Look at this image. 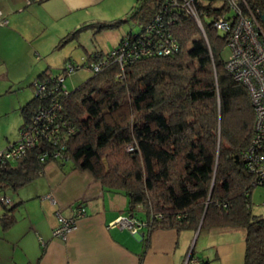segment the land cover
Here are the masks:
<instances>
[{"label":"trees","instance_id":"trees-1","mask_svg":"<svg viewBox=\"0 0 264 264\" xmlns=\"http://www.w3.org/2000/svg\"><path fill=\"white\" fill-rule=\"evenodd\" d=\"M167 1L136 0L126 16L83 23L64 34L58 46L84 29L97 32L134 18L139 30L122 34L114 48L124 42L128 48L161 47L169 38L175 47L138 56L122 68L112 63L72 90L63 84L71 58L60 73H39L20 107L19 133L30 127L32 142L19 156L0 159V195L10 199L0 203L6 208L0 220L4 228L15 221L6 190L32 182L54 161L124 194V211H142L150 229L243 227L244 264H264V217L251 214L255 185L243 159L254 111L246 86L221 55L227 37L214 19L222 3L193 0L205 38L191 14ZM247 3L264 26V0ZM157 14L161 26L145 35ZM107 52H88L75 69ZM55 101L60 106L53 108Z\"/></svg>","mask_w":264,"mask_h":264},{"label":"crops","instance_id":"crops-1","mask_svg":"<svg viewBox=\"0 0 264 264\" xmlns=\"http://www.w3.org/2000/svg\"><path fill=\"white\" fill-rule=\"evenodd\" d=\"M135 1L0 0L5 18L0 23L3 64L8 71L24 72L17 85L32 88L31 82L44 69L60 73L71 58L65 55L60 66L53 60L64 34L83 23L126 16ZM5 44L14 45L5 49ZM94 51L103 50L90 52ZM45 168L30 182L34 184L12 190L13 196L10 188L6 190L15 221L4 228L0 220V264H183L188 255L197 264H244L245 232L239 227L150 229L144 215L124 211L128 207L124 194L106 190L90 173L61 164ZM78 202L85 214L76 228L66 239L52 236L56 212L70 216ZM5 209L0 208V216ZM120 216L134 219L137 230L118 223Z\"/></svg>","mask_w":264,"mask_h":264},{"label":"built area","instance_id":"built-area-1","mask_svg":"<svg viewBox=\"0 0 264 264\" xmlns=\"http://www.w3.org/2000/svg\"><path fill=\"white\" fill-rule=\"evenodd\" d=\"M222 12L214 19L217 29L224 32L227 37L226 45L230 49V55L225 61V67L233 77L241 81L247 88L253 111V134L248 147L243 152V159L246 161L249 171L253 175L254 185L264 186V26L251 9L247 0H220ZM168 3L179 5L195 19L202 34L206 38L201 18L193 4V0H168ZM161 16L157 14L147 25V35L152 30H158L161 26ZM5 22V18L0 11V23ZM174 46L171 38L166 39L163 46H147L128 48L126 42L117 47H113L101 56L87 60L85 67L92 72H100L112 63H117L122 68L126 62L133 61L138 56L148 54H167ZM78 64H67V72L73 71ZM121 75V72L120 74ZM62 76L59 80H62ZM43 88V85L38 87ZM60 105L55 101L53 108ZM50 109L46 110L47 114ZM44 113V112H43ZM41 117V114L36 118ZM30 127L23 128L19 133V138L15 142H9L7 146L0 149V159L2 157H16L23 153L24 149L31 144ZM130 150L131 146H127ZM5 161V160H4ZM8 197L0 195V203L9 202ZM85 214L84 206L81 202L75 204L70 216H64L59 211L56 212L57 223L52 230V236L66 239L76 228L78 218ZM117 222L128 226L132 231L137 230L138 223L134 219L120 216ZM197 264L198 261L188 255L183 264Z\"/></svg>","mask_w":264,"mask_h":264},{"label":"rangeland","instance_id":"rangeland-1","mask_svg":"<svg viewBox=\"0 0 264 264\" xmlns=\"http://www.w3.org/2000/svg\"><path fill=\"white\" fill-rule=\"evenodd\" d=\"M0 11L4 14L1 9ZM139 28V23H137L134 18H129L118 27L103 29L97 32H93L94 30L91 28L89 30H82L76 34L77 36H74L75 38L62 43L63 45L60 47V50L54 53L56 60L54 57L53 60L60 66L66 56H70L74 60V64H79L81 63V55L87 54L85 51H109L117 45L122 34L128 31H138ZM1 35H3V33ZM13 45L14 44H5L4 48L8 49ZM0 47H2L1 43ZM1 49L2 48H0V50ZM2 52L3 51H0V149L7 146L9 142H13L19 138V127L23 121L20 107L23 105L24 101L33 94V89L26 86V84L17 85V79L23 77L24 72L18 70L14 72L8 71L3 64ZM221 55L225 60L229 57L230 49L227 45L223 47ZM53 72L57 73L59 71L58 69H54ZM92 74L93 72L91 69L85 66L79 67L65 76L63 82L64 87L68 90H72ZM54 164H56V162L50 161L45 169ZM36 178H40V176ZM30 186L32 188V185ZM19 188L16 190H19ZM12 190L14 189L10 188L8 193L11 194V196L14 194ZM28 190V187L23 188V193L26 197H29ZM250 211L251 214L256 217H264V186L258 184L253 188ZM136 214L143 216L142 211H137ZM1 228L0 224V230ZM239 228L245 232L243 227Z\"/></svg>","mask_w":264,"mask_h":264},{"label":"water","instance_id":"water-1","mask_svg":"<svg viewBox=\"0 0 264 264\" xmlns=\"http://www.w3.org/2000/svg\"><path fill=\"white\" fill-rule=\"evenodd\" d=\"M261 19H262V21H264V14L261 15Z\"/></svg>","mask_w":264,"mask_h":264}]
</instances>
